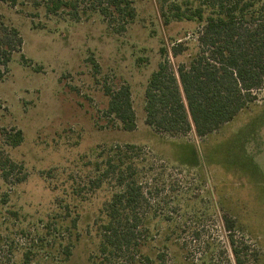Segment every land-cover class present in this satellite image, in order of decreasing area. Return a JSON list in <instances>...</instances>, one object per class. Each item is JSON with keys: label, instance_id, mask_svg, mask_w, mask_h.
Segmentation results:
<instances>
[{"label": "rangeland", "instance_id": "obj_1", "mask_svg": "<svg viewBox=\"0 0 264 264\" xmlns=\"http://www.w3.org/2000/svg\"><path fill=\"white\" fill-rule=\"evenodd\" d=\"M131 1L135 17L124 31L86 7L74 21L48 16L31 0L0 2V15L22 36L24 58L15 55L0 80V127L22 131L23 143L7 152L27 174L16 186L0 180V264H20L26 254L29 264H90L99 241L94 220L115 191L109 180L93 190L95 163L125 145L140 149V211L152 217L147 242L168 230L186 248L185 264H235L233 236L235 247L246 246L242 264H264V89L256 104L205 139L155 134L145 123L148 79L161 61L175 69L197 52L200 26L164 27L160 0ZM175 44L184 50L177 58ZM120 85L130 88L133 132L104 114L103 87ZM224 218L234 222L230 232Z\"/></svg>", "mask_w": 264, "mask_h": 264}, {"label": "trees", "instance_id": "obj_2", "mask_svg": "<svg viewBox=\"0 0 264 264\" xmlns=\"http://www.w3.org/2000/svg\"><path fill=\"white\" fill-rule=\"evenodd\" d=\"M19 1L23 0H0L11 7ZM31 1L48 16L64 14L74 21L80 19L83 7L90 8L98 12L107 26L121 22L120 31L135 17L131 0ZM158 13L164 27L172 22H194L200 27L195 54L175 69L163 60L151 73L144 90L145 123L155 134L171 139L184 138L192 132L199 140L205 139L256 104L257 93L264 89V2L160 0ZM22 45L19 30L0 15V80L9 72L15 55H19L21 62L24 60ZM183 51L181 45L175 44L170 53L177 58ZM160 53L163 58L168 56L164 48ZM103 93L108 98L105 116L119 123L124 132H133L136 117L130 88L104 86ZM23 140L21 130L0 127V180L4 184L16 186L27 177L23 165L13 162L7 152L19 147ZM139 151L133 145L114 146L95 163L94 170L99 176L93 190L109 180L115 191L94 220L99 241L96 251L88 258L90 264H169L170 259L173 264H185L181 255L186 254V248L172 240L168 230L157 233V243L147 242L152 217L140 211L146 198L139 182ZM224 220L225 229L230 232L234 222ZM62 223L59 226L63 227ZM71 225L77 227V218L72 219ZM61 232L64 234L65 230ZM229 244L235 264H242L240 254L246 246L235 247L233 236L229 237ZM73 246V241L66 244L68 255ZM29 260L26 254L20 264H29Z\"/></svg>", "mask_w": 264, "mask_h": 264}]
</instances>
